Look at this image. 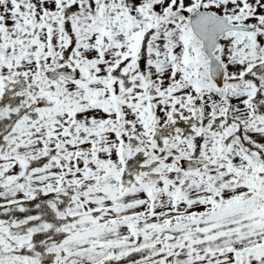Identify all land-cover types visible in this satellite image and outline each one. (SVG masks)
Segmentation results:
<instances>
[{
	"label": "snow or ice",
	"instance_id": "snow-or-ice-1",
	"mask_svg": "<svg viewBox=\"0 0 264 264\" xmlns=\"http://www.w3.org/2000/svg\"><path fill=\"white\" fill-rule=\"evenodd\" d=\"M0 264H264V0H0Z\"/></svg>",
	"mask_w": 264,
	"mask_h": 264
}]
</instances>
